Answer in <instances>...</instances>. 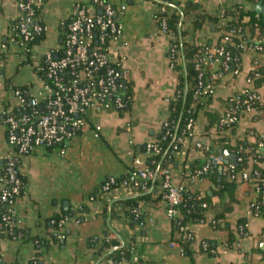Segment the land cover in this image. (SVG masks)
Masks as SVG:
<instances>
[{"label": "crops", "instance_id": "1", "mask_svg": "<svg viewBox=\"0 0 264 264\" xmlns=\"http://www.w3.org/2000/svg\"><path fill=\"white\" fill-rule=\"evenodd\" d=\"M86 1H45L39 15L45 37L32 47L31 63H23L27 57L22 58L18 49L9 46L0 77V181L7 151L5 111L13 104L12 89L26 87L32 98L44 99V80L37 64L42 63L47 52L61 45L62 22L71 16L77 2ZM112 1L117 6H127L122 18L123 36L111 53L122 61L127 82L132 85L130 108L123 113L92 109L91 126L67 143L63 156L57 150L36 148L21 159L19 171L24 177L25 191L16 201L14 224L24 231L25 237L11 239L5 236L1 239L2 260L5 264H30L38 251L33 238L39 237L48 241L39 249L40 264H113L111 254L122 249H130L131 255L118 264H264V216L253 213L258 200L254 189L237 184L232 211L217 227L215 215L221 212L222 204L229 203V196H215L213 192L217 186L214 181L190 171V165L202 163L207 158L198 144L216 149L219 146L217 140L227 136L232 146L244 140L258 148L264 140V119H257L252 114L243 115L234 130L221 135L214 128H207V114L221 116L228 109L229 99L246 86L254 60L264 64V53L247 52L238 73H226L216 81L214 93L198 111L193 132L184 137L167 164L174 183L183 185L191 195L209 197L211 201L206 220L188 223L181 232L175 221L167 216L158 181H150L147 189L140 192L118 185L107 192L102 190V183L108 177L127 179L135 168L136 158L147 164L145 145L158 140L164 123L171 116V103L180 95H186L188 90L184 66L171 65V40L159 31L155 0ZM172 1L179 2L183 8L189 0ZM192 1H199L211 15L226 4L239 3L254 11L257 5L246 0ZM257 17L264 22L262 15ZM18 18L16 0H0L1 41L8 42L12 25ZM250 19L245 16L242 23L247 24ZM256 33L255 40L264 41V27ZM219 40L220 32L213 31L210 24H206L195 39L199 45L216 44ZM259 90L264 98V85ZM95 125L101 126L98 136ZM259 152L257 158L249 156V168H264V148ZM221 167L219 165V172L223 174ZM138 196H144L139 200L143 218L140 224L132 226L123 202ZM83 207L86 212L79 219V209ZM69 211L76 214L63 218L67 219L65 223L60 222L63 225L59 232L62 243L54 244L52 234L58 231L52 227L53 217ZM240 219L244 220L242 224ZM244 225L241 234L240 227ZM105 242L109 243L107 249L103 248Z\"/></svg>", "mask_w": 264, "mask_h": 264}, {"label": "built area", "instance_id": "2", "mask_svg": "<svg viewBox=\"0 0 264 264\" xmlns=\"http://www.w3.org/2000/svg\"><path fill=\"white\" fill-rule=\"evenodd\" d=\"M19 18L12 27L8 42L0 40V77L3 74L9 46L18 49L22 58L27 57L29 50L26 44L36 35L45 33V27L39 24L36 7L43 0H16ZM126 4L115 5L112 0H87L77 2L71 16L61 24L62 42L53 51L47 52L38 70L44 71L45 97L42 101L30 96L29 91L19 87L12 89L13 104L5 111V125L7 132V151L4 156V168L0 181V203L6 207V213H0L1 223L15 226L12 217H15V197L21 191L19 179V165L21 159L36 148L57 147L58 154L63 156L67 143L75 136L85 133L91 126L90 111L101 108L105 110H122L127 101L122 95L123 84L127 81L123 64L115 58L111 49L116 46L124 33L122 18L125 15ZM217 13L220 16L219 25L226 23L223 6ZM171 14L169 0H155V16L159 31L174 39L173 33L168 29L166 18ZM223 37L216 44H203L194 59L195 69L198 73L197 83L194 87L192 99L195 104L201 103L210 97L216 87V81L226 73H238L239 69H232L235 62L232 53L225 45L230 44L237 48H245L251 53H264V43L256 42L246 44L242 41L241 27L238 30L223 32ZM238 37L240 42H234ZM188 40L187 37L181 41ZM32 50V49H31ZM30 50V52H31ZM172 66L184 63L182 48L172 45L169 49ZM259 63L254 60L247 78L246 86L230 98V106L220 116L217 129L219 135L230 132L245 114H256L257 107L264 105V98L255 85L256 79L262 77L257 71ZM194 119H189L181 136L175 133V124L166 121L163 125V136L144 147L147 164L140 158L134 160L135 168L127 179L122 180L118 186L140 192L147 189L150 181H158L163 199L167 206V216L175 221L180 217V207L185 201V188L173 181L171 169L163 165L162 160L150 157H164L166 152L160 143L171 139L169 147L177 151L185 136L193 132ZM96 136L101 126L95 125ZM198 147L202 148L201 144ZM208 150L209 147H205ZM264 148L261 141L255 154L260 155ZM169 156L166 161L169 162ZM220 155L211 154L208 162L195 172L201 177L215 165H222L224 172L229 174L231 181L251 186L258 200L253 208L255 215L264 216V168H247L236 174L234 164H228ZM242 162V157H238ZM238 175V177H237ZM114 177H108L102 190L107 192L116 185ZM205 206V205H204ZM63 219L61 223H65ZM76 221H79L77 219ZM246 225L240 227L242 234ZM180 231H185L181 226ZM5 234L8 231H4ZM189 237V235H187ZM0 234V240L2 239ZM16 239V238H14ZM207 248V245H203ZM0 264H5L0 257Z\"/></svg>", "mask_w": 264, "mask_h": 264}, {"label": "trees", "instance_id": "3", "mask_svg": "<svg viewBox=\"0 0 264 264\" xmlns=\"http://www.w3.org/2000/svg\"><path fill=\"white\" fill-rule=\"evenodd\" d=\"M46 0H43V2L36 7V13L37 16L40 15L41 8ZM247 2L251 4H256L259 1L264 0H246ZM169 7L171 8V14L169 17L166 18V23L168 29L173 33L174 39L171 41L172 45H178L179 48H182V58L184 60V65H176L179 68L184 66L185 68V79L188 84V90L186 95H180L175 101L171 103V116L169 118V122L172 124H175V133L177 136H181L182 133L185 130L186 123L189 119H196L198 111L203 108L204 101L207 99H204L201 103L195 104L192 96L194 87L197 83V71L195 69V63L194 59L196 55L198 54L199 50L203 47V45H199L196 43L195 39L206 24H210L212 26L213 31L220 32V40L224 36L223 32L228 30H238L239 27H241V33H242V41H245L246 44L250 43H256L261 42L255 40L256 36V30L260 29L262 31V28L264 27V22L261 18H258L256 16V12L252 10L245 9V6L239 3H234L232 5H223L224 10V17L226 18V23L222 26L219 25L220 22V16L218 13L215 15H211L207 13L201 3L199 1L195 2L192 0L187 1L184 4L183 8H180L179 2H174L172 0H169ZM245 16H250V21L245 24L242 23V20ZM16 22L13 23L12 27L15 25ZM39 24L43 23L39 21ZM188 26V27H187ZM264 35V34H263ZM45 37V33H42L40 35H36L34 39L26 44V48L29 50L27 53V58L23 63H31L32 58L30 54V50L32 47L39 44ZM187 37L188 40L181 41L182 38ZM61 38H62V30H61ZM219 40V41H220ZM234 42L237 44L241 43L238 37H234ZM6 42V41H2ZM219 43V42H218ZM264 43V41H262ZM207 45H210V43ZM226 49H228L234 58H237L235 62L231 63L232 69H241V63L243 55L246 54L248 51L245 48H237L234 46H231L230 44L225 45ZM2 58V53L0 54V59ZM257 71L262 74V77H259L255 81V85L257 87H261L264 85V64H258ZM40 74L44 78V71L40 70ZM22 90L26 91V87H19ZM122 95L124 99L127 101V104L125 107L119 111V113H123L127 111L130 108L131 105V98L133 95L132 92V85L129 82H125L123 84L122 88ZM229 106H230V99H229ZM228 106V107H229ZM254 116L257 119H264V105H260L257 107V113L254 114ZM207 117L209 119L207 128L210 130L212 128L218 130L217 124L220 116L217 113H211L209 112L207 114ZM236 127V126H235ZM232 130H234V128ZM164 130H162L161 135L158 139H161L163 136ZM171 139H168L166 141H163L161 144L162 149L166 152L164 157H150L148 158V164H151L152 159H160L162 160L163 165L168 164L167 158L170 156L172 158L173 156V149L169 147V141ZM264 141V140H262ZM218 148L214 149L211 147L206 150V148L203 146L202 149L205 151V154L207 156L206 160H204L202 163H196L190 165V171L195 174V172L199 169H202V167L208 162V157L211 154L220 155L223 158L228 160V164H234L236 168V174H239L242 170L249 168L248 167V159L249 156H253L257 158V155L255 154V149H257V145H252L246 143L244 140H240L237 142L236 145L232 146L229 138L227 136H222L217 140ZM57 147H51L48 148V150H56ZM227 156V157H226ZM238 157H242L243 161L238 162ZM171 160V159H170ZM169 160V161H170ZM151 166H153L151 164ZM256 168V167H253ZM20 172V171H19ZM202 178H210L214 181L215 185L217 186L216 190L213 192L215 196H218L219 198H223L224 195L229 196V203L222 204V210L219 214L215 215L214 221H216L217 227H220L221 224L219 223L221 219L225 217L226 214L230 213L232 211V203L235 201L234 194L236 190V186L238 182L231 181L229 179V174L224 172L221 174L219 172V165L213 166L211 169L208 170L205 174L201 176ZM238 177V175H237ZM220 178V179H219ZM19 179L21 181L22 187L21 191L18 196L15 197V201H17L19 198H21L25 191V181L22 174H19ZM117 184L114 186H117L122 180L119 178H115ZM103 185V183H102ZM144 196H138L136 198H129L125 200L124 207L127 209L126 214L130 218V224L132 226L138 225L142 222L143 218V212L139 209V200L142 199ZM205 205V206H204ZM211 207V201L209 197H200L191 195L186 192L185 190V201L184 204L180 207V217L175 220V225L179 229L181 226H185L188 223H202L206 220V212ZM80 215L77 217L79 219L83 218L82 213L86 212V209L81 208L79 209ZM0 213H6V207L3 203H0ZM76 213L69 211L67 213L56 215L53 217L54 223L52 227L58 231L56 234H52V242L57 245H61L60 240V230L63 228V225L60 223L61 219L63 218H71ZM15 217H12V221H14ZM244 222L243 219H240L239 223L242 224ZM8 231L7 234L4 233V231ZM0 234L2 237H9V238H16V239H23L25 237V233L23 230L16 228L15 226H10L7 223L2 222L0 219ZM232 237V234H230ZM191 240V239H190ZM33 241L35 243V248L38 250L33 257V259L30 261V264H40V254L39 249L44 246L48 241L44 238L34 237ZM109 247V243L105 242L103 248L107 249ZM186 247V245H185ZM131 250L130 249H122L114 251L111 254V258L113 260V264H118L122 260H127L130 258ZM1 257V256H0Z\"/></svg>", "mask_w": 264, "mask_h": 264}, {"label": "water", "instance_id": "4", "mask_svg": "<svg viewBox=\"0 0 264 264\" xmlns=\"http://www.w3.org/2000/svg\"><path fill=\"white\" fill-rule=\"evenodd\" d=\"M255 11L257 16L262 15L264 17V4L263 1H259L255 7ZM227 157V156H226ZM226 163L228 162V160L226 159L225 161Z\"/></svg>", "mask_w": 264, "mask_h": 264}]
</instances>
